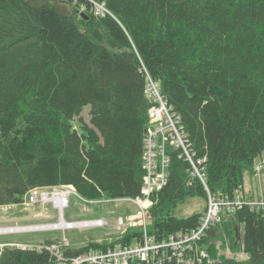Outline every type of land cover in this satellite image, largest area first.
<instances>
[{
  "label": "trees",
  "instance_id": "1",
  "mask_svg": "<svg viewBox=\"0 0 264 264\" xmlns=\"http://www.w3.org/2000/svg\"><path fill=\"white\" fill-rule=\"evenodd\" d=\"M96 1L104 14L90 0H0V205L61 185L87 200L140 196L149 77L203 159L210 192L243 190L264 153V0ZM165 152L168 181L149 211L150 232L163 237L201 222L205 211L175 216L181 203L208 201L182 147ZM140 238L128 229L69 252ZM217 240L247 258L219 253ZM200 244L215 264H264V214L238 207ZM55 263L45 250L0 249V264Z\"/></svg>",
  "mask_w": 264,
  "mask_h": 264
},
{
  "label": "built area",
  "instance_id": "2",
  "mask_svg": "<svg viewBox=\"0 0 264 264\" xmlns=\"http://www.w3.org/2000/svg\"><path fill=\"white\" fill-rule=\"evenodd\" d=\"M93 1L96 11L104 14L107 9L104 4ZM154 104L149 108L150 126L145 138V151L143 156L144 175L142 184V194L135 198H130L139 206V213L142 216L141 238L129 244L121 242L114 245L90 247L81 253L69 252L71 243L67 238L61 241H49V244L31 246L40 250H45L54 256L56 263L67 264H215V259L211 256L206 246H202L200 241L206 236L207 231L216 223L227 219L238 207L244 205L264 214V195L248 196L241 190H237L232 196L225 197L213 195L206 184L203 159H194L195 153L191 148V143L180 126V118L167 105L157 82L148 78L147 90ZM174 144L182 147L184 155L192 164L191 174L198 177L205 184L208 192V206L201 222L190 230H178L168 236H158L151 233L147 226V217L150 215V208L154 200L152 196L155 191L162 189L168 181L169 157L165 150L166 145ZM193 153V154H192ZM193 156V157H192ZM257 172H261L262 166H255ZM75 189L68 185L66 189L55 187L54 192L41 191L34 188L29 191L31 200L38 201L42 196L43 200H52L54 196L63 199L65 208L69 205V195ZM54 203V201H53ZM56 208H59L55 203ZM64 209H61L64 212ZM62 220H65L62 218ZM66 221V220H65ZM66 227L72 228L76 225L82 226H104L103 219L82 222H69ZM82 223V224H81ZM120 227L124 233L127 226L137 223L130 219H119ZM55 228V227H53ZM58 228V227H56ZM26 246V245H23Z\"/></svg>",
  "mask_w": 264,
  "mask_h": 264
},
{
  "label": "rangeland",
  "instance_id": "3",
  "mask_svg": "<svg viewBox=\"0 0 264 264\" xmlns=\"http://www.w3.org/2000/svg\"><path fill=\"white\" fill-rule=\"evenodd\" d=\"M89 110L90 106H86L82 114L87 122L90 120ZM74 125L78 127L79 121L75 120ZM193 158L195 159V156ZM255 165H261L262 171L256 175L254 173L251 174L248 170L244 173V190L252 192V194L264 192V153L256 158ZM67 186L61 185L57 186V188L64 190ZM55 187L39 188L41 191L52 193L55 191ZM73 189L75 188L73 187ZM206 205L204 197H191L181 203L174 214L177 217H187L194 212L206 211ZM139 212L138 204L130 198L109 199L104 197L100 200L88 201L74 191L73 194L69 195V205L65 208L64 214L62 213L65 220L81 222L103 219L106 221L104 226H74L72 228L60 226L58 228L21 229L3 232L2 229L48 225L62 220V214L52 200H43L42 196H40L38 201H33L29 192H27L23 197V201L19 204L0 205V243H10V245H19L25 248L29 247V245H44L49 244V241H61L67 238L73 247H81L92 241L111 240L123 235L124 233L122 234L121 231L124 228L119 229L120 217L138 222L136 225L127 226L125 232L128 229L141 230L142 226L139 223L142 220V216ZM146 221L148 229L152 230L153 222L151 217L148 216ZM221 242L222 240H217L219 253H225V255L236 259L247 258V255L241 250L232 249L229 246L226 248L221 247Z\"/></svg>",
  "mask_w": 264,
  "mask_h": 264
},
{
  "label": "bare ground",
  "instance_id": "4",
  "mask_svg": "<svg viewBox=\"0 0 264 264\" xmlns=\"http://www.w3.org/2000/svg\"><path fill=\"white\" fill-rule=\"evenodd\" d=\"M54 203L59 207L58 209L60 210L61 214L63 213V211L61 209H64L65 206H63V199L60 196H54L53 198ZM65 220H61L57 223H53V224H48V225H39V226H26L24 228H9L8 230H27V229H37V228H51V227H60V226H66L68 225L67 222H63ZM82 224V223H81Z\"/></svg>",
  "mask_w": 264,
  "mask_h": 264
},
{
  "label": "crops",
  "instance_id": "5",
  "mask_svg": "<svg viewBox=\"0 0 264 264\" xmlns=\"http://www.w3.org/2000/svg\"><path fill=\"white\" fill-rule=\"evenodd\" d=\"M256 175V174H255ZM244 190V189H243ZM245 191V190H244ZM247 194H250V195H260L262 193H264L263 191L261 193L257 192V194H252V192H248V191H245ZM65 222V221H63ZM66 227V226H65ZM6 244H10V243H6ZM5 243H0V247L6 245ZM1 249V248H0Z\"/></svg>",
  "mask_w": 264,
  "mask_h": 264
},
{
  "label": "water",
  "instance_id": "6",
  "mask_svg": "<svg viewBox=\"0 0 264 264\" xmlns=\"http://www.w3.org/2000/svg\"><path fill=\"white\" fill-rule=\"evenodd\" d=\"M83 14V13H82ZM244 231H245V226L243 225L242 226V232H243V234H244ZM59 264H67V263H59Z\"/></svg>",
  "mask_w": 264,
  "mask_h": 264
}]
</instances>
